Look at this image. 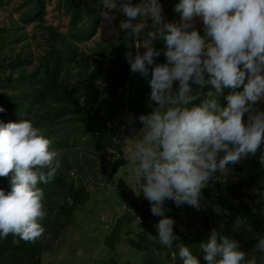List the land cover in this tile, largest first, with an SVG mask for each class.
Segmentation results:
<instances>
[{
    "label": "clouds",
    "instance_id": "clouds-1",
    "mask_svg": "<svg viewBox=\"0 0 264 264\" xmlns=\"http://www.w3.org/2000/svg\"><path fill=\"white\" fill-rule=\"evenodd\" d=\"M101 2L106 20L112 10L122 12L120 28L140 38L135 47L145 50L126 52L125 59L131 71L149 77L151 110L129 113L127 124L138 120L141 127L127 139L131 144L122 158L132 161L139 190L159 217V243L173 248L177 241L172 254L180 264H201L179 242L163 204L171 199L177 206L199 207L210 178L226 174L229 164L254 154L264 141V0H175L179 23L163 21L160 0ZM155 41L163 47H154ZM161 54L164 61H155ZM50 145L29 119L0 121V177H8L7 190L0 188V240L11 234L31 241L44 231L41 185L61 167ZM258 159L264 167V147ZM255 239L246 253L213 228L198 246L206 264H264V235Z\"/></svg>",
    "mask_w": 264,
    "mask_h": 264
},
{
    "label": "trees",
    "instance_id": "trees-1",
    "mask_svg": "<svg viewBox=\"0 0 264 264\" xmlns=\"http://www.w3.org/2000/svg\"><path fill=\"white\" fill-rule=\"evenodd\" d=\"M102 7L101 0H0V107L4 109L0 121L31 120L51 139L50 147L58 151L61 162L52 181L41 185L44 231L31 241L11 234L0 240V264H41L42 253L49 249V240L45 245L41 242L44 232L57 240L75 210L90 199L86 173L109 151L114 158L103 182L113 184L114 176L129 162L122 158L125 135L141 127L138 120L131 127L127 124L129 113L151 110L149 77L131 71L125 59L126 52L135 55L145 50L135 47L140 38L121 29L122 20L116 19L114 36L97 39ZM54 11L63 18L55 19ZM173 15L163 14V21L173 22ZM154 47L163 45L155 41ZM154 60L163 62L164 57ZM220 103H226L223 97ZM262 147L264 141L254 154L229 164L230 176L215 173L201 189L199 207L177 206L165 199L164 214L173 218L179 242L189 246L201 264L206 262L198 245L213 228L236 240L246 253L264 234L257 214L264 216V167L258 159ZM7 187L8 177H0V188ZM119 201L125 204V197ZM158 219L147 199L140 195L131 199L104 237L111 252L105 264L119 263L122 243L128 257L132 252L140 255L139 264H180L172 254L177 241L168 248L155 237Z\"/></svg>",
    "mask_w": 264,
    "mask_h": 264
},
{
    "label": "rangeland",
    "instance_id": "rangeland-1",
    "mask_svg": "<svg viewBox=\"0 0 264 264\" xmlns=\"http://www.w3.org/2000/svg\"><path fill=\"white\" fill-rule=\"evenodd\" d=\"M135 2V0H133ZM162 5V16H172L174 23H179L180 16L177 11L173 10V3L166 2ZM104 5L102 12L104 11ZM170 10V11H169ZM113 18L106 20L102 15L97 32V39L106 41L114 36V21L126 19L122 12L112 10ZM102 14V13H101ZM55 19H62L63 15L54 11ZM136 22V21H134ZM200 27L199 22L196 24ZM260 107L264 108V104ZM138 129H129L125 135L126 147L130 146L131 141L127 140L132 137ZM114 156L108 152L104 153L102 159L94 164L92 170L86 173V186L91 191L90 199L83 205H80L74 212L72 222L67 228L60 230L57 240H51V236L44 232L42 244L48 243V251L41 255V264H105L110 259L111 252L104 244V237L109 232V228L114 224L115 220L123 213V210L129 207L131 199L140 195L136 181V176L133 171V163L129 160L125 167H122L113 178V184L104 183L107 179L106 171H108ZM220 174V173H218ZM223 176H230L229 170ZM136 181V182H135ZM143 183V178H141ZM100 183L98 188L94 186ZM249 195L250 190H246ZM120 194V195H119ZM119 197H125V204H120ZM264 209V206L262 207ZM260 222L264 224V216L257 213ZM264 226V225H263ZM264 235V234H263ZM120 255L118 264H139L140 255L132 252L131 257L124 243L120 246Z\"/></svg>",
    "mask_w": 264,
    "mask_h": 264
}]
</instances>
